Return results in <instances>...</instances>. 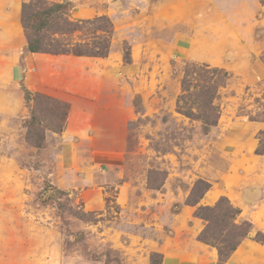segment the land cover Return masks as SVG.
Listing matches in <instances>:
<instances>
[{"label":"rangeland","instance_id":"1","mask_svg":"<svg viewBox=\"0 0 264 264\" xmlns=\"http://www.w3.org/2000/svg\"><path fill=\"white\" fill-rule=\"evenodd\" d=\"M25 1L0 0V264L264 247V0H72L71 19H110L105 57L27 52Z\"/></svg>","mask_w":264,"mask_h":264},{"label":"trees","instance_id":"2","mask_svg":"<svg viewBox=\"0 0 264 264\" xmlns=\"http://www.w3.org/2000/svg\"><path fill=\"white\" fill-rule=\"evenodd\" d=\"M73 6L72 0H62L60 2L30 0L23 3L21 22L27 35V52L49 53L54 55L71 54L74 56L90 57L107 56L110 50V35L113 31V25L110 22V19L106 16H98L93 19H71L69 12L73 9ZM75 32L82 33L77 41L71 38ZM188 75L189 74H187V77ZM24 90L26 98L30 100L28 95L31 93L26 89ZM207 91L208 90H205V92ZM34 95V100L36 103H39L43 94L36 92ZM211 101L212 100H208V102L206 101V103L210 104H207L205 108L213 107ZM66 107L68 106L66 105ZM184 113L189 116L188 112ZM66 116L67 109H65L62 113V125H60L59 130L62 129ZM40 122L41 120H37V118L33 115L32 119L27 124L28 127L32 125L31 127L35 129L34 132L36 137H29L34 140L37 146H41L44 140L43 133L38 131L36 127V125ZM209 123L213 124V122ZM198 182H202L206 189L208 188V184L206 182ZM221 199L222 203L225 201L228 202L226 197H222ZM229 207L230 208L227 209L225 215L232 212V218L241 212L239 208L233 207L231 204H229ZM245 225L246 227L242 233V236L244 237L250 232L252 224L250 222H246ZM239 244L240 241L236 242V244L233 243L230 246L226 259ZM154 260V264H162L163 256L162 258L160 257V260L158 261L156 259Z\"/></svg>","mask_w":264,"mask_h":264},{"label":"crops","instance_id":"3","mask_svg":"<svg viewBox=\"0 0 264 264\" xmlns=\"http://www.w3.org/2000/svg\"><path fill=\"white\" fill-rule=\"evenodd\" d=\"M0 23L2 25H7V20L4 18L2 19L0 17ZM31 54H39V53H35L32 52ZM32 61V60H31ZM16 66V65H15ZM32 77V76H31ZM13 103V102H11ZM9 102V104H11ZM3 104L5 105L6 102L5 100H0V105ZM14 104L11 105V107H13ZM253 126L255 128H259L263 126V122H256L255 124H253ZM254 131V130H253ZM241 133H244L245 138L248 140L249 135L251 134V131L249 129H245L242 130ZM229 183V182H227ZM235 183V182H234ZM257 184V187L259 188V195L264 196V182H254ZM257 199V198H255ZM256 202V200H254ZM264 203V202H263ZM262 203H260V209L257 210H263L262 208ZM261 213V212H260ZM262 216H264V214L261 213ZM260 227L264 228V225L261 224ZM184 254L180 253V252H176V251H170V253H166V256L162 262V264H181V258ZM202 255H200V253L198 254H191L188 256V258L191 260L192 264H200L201 261L200 259ZM182 260H184L182 258ZM264 260V247L262 245L257 244L256 242L254 243L251 239H246L244 240L239 247L233 252V254L231 255V257L228 259V261L225 264H262ZM216 260L213 259V263L215 264Z\"/></svg>","mask_w":264,"mask_h":264}]
</instances>
